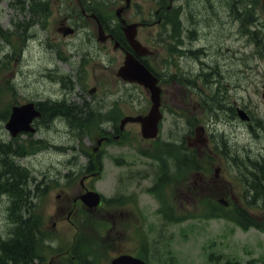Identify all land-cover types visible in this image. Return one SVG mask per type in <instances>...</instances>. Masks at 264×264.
I'll use <instances>...</instances> for the list:
<instances>
[{"label": "rangeland", "instance_id": "rangeland-1", "mask_svg": "<svg viewBox=\"0 0 264 264\" xmlns=\"http://www.w3.org/2000/svg\"><path fill=\"white\" fill-rule=\"evenodd\" d=\"M21 1L0 0V25L3 29H8L10 33H13L14 29L17 31V34L12 37L11 41L6 40L5 36L0 37V116L5 113L8 106H12L16 101L25 102L29 97L56 98L60 96L65 97L69 93V97H74V100L77 101L80 89L86 91L88 96H90V88L96 85L98 81L100 83L97 91L100 94L101 91L110 89V97H118V89L124 87L121 81L117 83L116 76V71L123 61L120 51H114L112 45H108L107 50L110 52L111 57L106 58L101 57L102 53L95 48L93 51L96 55L95 58L92 57L87 62L89 68L83 65L80 66L82 71L77 72L74 66L69 67L68 61L61 60L58 62L54 59L53 52L47 46L48 41L39 37L45 31L42 24L36 22L31 27V30L26 28L25 35L35 33L28 36L25 41L23 40L25 37L22 33L23 25H14L12 19L31 21L34 16L31 11L24 12L21 10ZM134 1H136V4H134L131 12H143V15L147 19H157L153 0ZM230 1L232 2L233 0ZM230 1L176 0V5L179 4L182 8L181 21L186 23L193 22V25L190 27L195 30V32L191 33V38L195 39L187 40V44H185L186 48H182V46L175 47L179 53L175 52L172 54L168 49L166 44L169 43L171 45V41L166 37L168 32L164 30L165 27L162 25H154L147 29L144 28L142 31L140 30L139 38L144 39L145 37L146 43L155 49L156 59H154L153 65L157 70L159 69L167 75L174 73L177 75L176 85L180 86L182 91L174 89V84H172L173 76H166L164 83V87L166 86L170 90L167 93V97L172 99V103H176V105L172 103L168 104L173 109L174 114H176L174 109H181L182 104L189 99L187 98V94L184 93L185 88L180 85V79L185 78L182 82L186 81L188 86L195 90V92L193 90L189 91L190 100L192 98L193 100L196 99L197 91L204 90L210 94L208 87L211 90L221 88V94H225L227 99L222 101L220 105H216L218 114L213 118L215 121H213L212 130L209 126L207 128L210 133L213 131L214 135H217L220 144L224 139L223 133L226 135L229 143L227 149L230 153L229 155L234 156L236 161L244 165L241 170L247 176L248 170L245 168L247 164H245L247 152H252V159L262 160L264 164V156L258 157L261 153L264 154V128L262 127L264 123V55L259 54V49L264 48V43L262 39L260 40V45L256 44L254 39L246 34L245 27L241 23L243 20L234 17L237 15V10L243 16L253 13V15L258 17L259 11L257 8L255 7V10L249 13L243 9L244 7L241 4H238L235 7L237 10L232 12L229 6ZM247 1L253 5L254 2H259L258 4L262 2V0ZM94 4L98 5L99 8H104L106 13L111 15L112 11L110 9L114 5L110 0H98ZM51 7L52 17L56 18V22L52 23L49 28L53 33H56L59 12H61L64 6L56 3L55 5H51ZM151 15H153L152 18H150ZM259 17L261 18V23L264 25V15L259 14ZM260 27L262 28L260 35H262L264 26L261 25ZM90 32L92 33V29ZM155 40H160V43L154 42ZM72 42H74L73 45H77L83 49L80 41L72 40ZM49 44L53 46L54 42L49 41ZM15 46L17 47L15 48ZM60 48L63 49V56L69 53L66 45ZM198 48L203 49L198 54L187 53L188 49L196 50ZM54 64L60 67L63 72H56L46 68L47 65L52 67ZM62 73L73 77L74 86L65 84L61 80L60 75ZM199 75L200 77H198ZM96 78H100V80ZM208 81L212 82L211 84L209 83V86L206 85ZM82 83H87L85 89L80 87ZM172 92L174 95H172ZM25 96L26 98H24ZM217 96L221 98L218 92ZM122 98L124 110L120 114L123 112L128 113L135 107L141 110L146 108L147 111L149 107V94L145 89L126 88L122 94ZM236 103L246 107L249 113L258 119L261 126L256 130L258 133L250 130L246 123L229 109L232 105H236ZM192 111L193 107L190 105L189 117ZM56 114H59V112H56ZM59 116L64 117L65 121L54 118L55 122L51 126L58 127L60 132L52 131L50 125L43 124L40 136L36 137L37 139L44 138L45 141L33 142L30 149L18 146L19 140L14 145L18 147V154L28 155V157L20 158L18 161L22 165L28 166L32 170V174L35 175L36 179L32 183V188H35V185L39 182L42 194L49 184L42 196L34 198V201H37L35 208L41 216L47 241L56 248H60V250L47 246L48 242L41 239L40 254L45 256L46 263L53 261L51 264H71L70 260H63L64 258H62L72 241L71 230L65 225L53 226L54 213H56L59 202L56 194L59 192L58 185L63 183L69 185L67 188L70 192L77 189L74 185H71L74 183V180L68 174H72L71 165H78L76 164L77 162L85 160V157H80L78 153L85 152L87 142L95 138L96 130L91 129L92 120L83 119L81 115ZM171 117L174 116L171 115ZM111 122L114 123L113 121ZM166 122L168 123L169 130L174 132L171 138L178 140L182 129V126H180L181 122L179 120L178 122H173L166 118L164 128H166ZM83 125L85 129L89 130L88 136L90 135L91 137L79 135L78 132L75 133L77 128ZM132 128L134 127L132 126L130 129ZM92 130L94 134L91 133ZM0 137L6 140L12 139L5 128V121L1 117ZM26 138L28 143L30 142L29 140H34L30 139V137ZM141 140V134L139 133L133 140V142L135 141L134 147L123 146V143L120 142L121 147H111L112 149H110L111 152L108 158L103 159L104 166L100 175L95 180V186L105 196L111 195L109 192L115 187L117 178L121 176V172L125 175V186L127 187L132 184L128 176L129 170H134L137 173V181L142 179L145 187L150 184L148 181L149 177L147 176H150L153 168L148 163V160L150 161L149 157L140 151L141 147L147 148L149 145L147 142L141 143ZM53 141L61 142L58 144L62 145L61 148L57 147V150L51 148L50 144ZM14 145L12 143L13 147ZM215 145L213 139H210L209 146L216 150ZM121 159L126 162L125 165L116 162ZM217 159L213 163L212 172L215 173V168L219 166V163H222V170L218 171L219 176H215L216 181L212 180L210 183L205 184L204 194L208 196L213 194L222 195L228 192V189L234 187L238 189L237 195L240 197L242 186L237 179L238 177H236L238 172L236 169V166H238L237 162L224 153H221V156H218ZM16 160L14 159V161ZM74 178H76L75 175ZM29 184L31 186V182ZM180 187L181 185H178L172 189L175 192L173 196H180L182 193L187 192L186 188ZM257 188L260 194L264 192L263 186ZM198 190L190 191V193H198ZM139 194L141 196L140 203H150L152 205L151 211H155L159 206L156 196L155 198L152 196L153 199H151V195L148 192L141 193V190ZM198 195L199 193L191 194L185 199L190 211L198 209ZM167 198H170L171 201L173 200L169 194H167ZM172 202L176 206L180 205V202H175L174 200ZM7 203H9L7 196H3L0 193V236L2 237H8L13 232L14 217H11L12 212L10 214ZM155 215L156 218H151V220L157 222L159 225L161 218L158 213ZM256 221L264 227L262 218L256 219ZM166 239H170L171 244L169 247L176 256V264H220L221 262H216L213 259L210 261L209 259L212 256L209 257V251L207 248L205 250L202 249L203 243L208 247V244L212 242H217V244H211L216 253H224L231 250L236 254L241 264H264V229L259 230L256 227L245 229L238 223L235 224L220 217H212L202 221H199V219L175 220L165 231L163 239L157 241V245H166ZM130 246V244L118 241L113 246H109V248L102 251V246L99 244L95 252L102 253L95 254L92 251L89 252V257L91 260L96 255L112 258L118 251L128 249ZM156 255L162 256L159 252H156ZM223 259L224 256H221L220 260L223 261ZM227 262L233 264L235 261L227 259ZM161 264L168 263L162 261Z\"/></svg>", "mask_w": 264, "mask_h": 264}, {"label": "flooded vegetation", "instance_id": "flooded-vegetation-1", "mask_svg": "<svg viewBox=\"0 0 264 264\" xmlns=\"http://www.w3.org/2000/svg\"><path fill=\"white\" fill-rule=\"evenodd\" d=\"M114 1V14L108 15L106 11L103 8H99L98 5H95L94 0H27V6L30 7V2L32 4H37L41 6L42 12L41 17L46 21L45 24L47 27L45 28V39H50L53 42H56L55 44L58 45L59 41L64 42L67 47H69L70 40L74 38V40H78L81 42L83 49L78 47L77 45H71L70 44V51L71 52H78L80 54V58L83 57V55H88L92 57H95V53L93 52L95 48H97L98 51L102 53L101 57H111L110 52L107 50L108 45H112V48L114 51H120V54L124 57L126 51H131L135 53L134 49L128 44V42L125 39L124 32H122V24L117 16V10L122 9L120 11L121 17L127 22H142L144 24L143 27H146L147 24H153V22H147L146 18L143 16L140 19L133 20L136 16L135 13L131 12L133 4H136V1L129 0V4L127 3V0H113ZM169 4H164V0H155L154 4L157 5L156 8V14L159 15V17L156 19V21L162 20V14L165 10L166 11H173L171 14L175 15L174 13V2L173 0H169ZM60 4L61 6H64L61 10L60 15L58 16V26L56 27V33H53L49 27H51L52 23L56 22V18L52 17V7L51 5ZM233 6V3H231V7ZM165 8V10H164ZM60 10V9H59ZM129 12V13H128ZM167 15H170V13H167ZM139 17V16H138ZM158 21L156 23H158ZM99 22L102 24L103 28L105 29L106 33H113L115 34L116 39H107V40H100L99 39V31L97 32ZM161 22V21H160ZM155 23V24H156ZM118 25L114 27H120L121 31L120 34H117V32L113 29L112 26ZM189 23L182 26V48H186L185 44H187V40H194L195 38H191V35L189 34L190 27ZM92 29V33L90 32ZM72 30V32L65 33ZM102 35H104L102 33ZM117 36V37H116ZM94 37V38H93ZM120 38V40H119ZM70 39V40H69ZM116 41H119V45L116 46ZM136 54V53H135ZM156 55L148 54L145 56H138L143 62H145L148 66L151 67V65L154 64V59ZM64 58V56H61ZM114 58V57H112ZM84 61L81 60V64ZM151 64V65H150ZM108 66V65H107ZM154 66V65H153ZM86 68H89L87 63L85 64ZM152 68V67H151ZM82 71V69H81ZM157 72V71H156ZM158 74V73H157ZM165 75L163 78L161 77V84L163 87V94L164 96L169 93L168 87H164L165 83ZM97 80H100V78H96ZM100 81L96 85H94L93 88L95 90L98 88ZM172 84H174V89H178L182 91V88L177 84L176 77H172ZM180 85L185 88V94H187L186 86L182 81H180ZM172 95L174 93L172 92ZM220 97L225 98L226 95L219 94ZM218 97V96H217ZM105 103L108 99H103L99 97H93L90 96L87 99H83L81 105L75 104V115H81V116H88L91 113H95L96 115L101 116L104 120L108 121H114V127L112 129H104L100 132L99 136L96 139V145H94V154L100 155L99 161L96 162L97 168L92 171V167L94 165H89L85 167V171L82 173H79V176L77 175V170L75 169V165H71L72 174L76 176L74 178V183L71 185H74L75 188H77L75 191H72V193L66 192L64 189H68V184L61 185L64 189L60 193L57 194V199L59 200L58 206L56 209V217L57 220H61L64 222V218L70 220L74 219L75 217H78L80 214H88L90 216H99L105 219V232L104 234L111 235V234H118L120 238H125L126 234L135 231H139L141 229V218L143 216V211L140 207V200L141 198L140 194L138 193L141 190V184L142 179L137 181V173L134 170L128 171V176L130 177L132 184L127 187L125 186V175L123 172H121V176L117 178V182L115 184V187L112 189L108 195L105 196L102 192V199L101 203L97 207H89L86 206L80 199V196L89 189H95L92 182L93 180L99 176L100 171L102 170V167L104 166L103 159L108 158L110 154L111 147L114 146V148H120L121 144L123 143V146L126 145L128 147H134L133 140L137 137V134L140 133L139 126L140 124L137 122H129L124 125V129L121 128V125H119L117 122L122 121L123 117L127 115H140L144 114L146 112V108L141 110L140 108L135 107L134 109H131L128 113L124 112L120 115V113L124 110V104L121 100L118 101L117 109L114 110L113 114H108L105 112H100V107L105 106ZM177 100V99H176ZM175 100V101H176ZM48 103L50 106L57 107L59 105H63L62 101H59L58 99L51 98V101L48 100ZM165 102L172 103V99L169 97H165ZM177 102V101H176ZM176 105V103H174ZM191 103L189 100H186L185 103L182 104L181 109H174L176 114H173V109L168 108V105L164 108L166 110V117L172 118L171 115H174L175 118L172 119V121L181 122L182 123V129H181V135L179 134V139L174 140L171 138V135L174 134V132H171L170 139L172 140L173 144H171L174 149L165 148L167 145L166 142H161V151L159 153L154 154L153 163L151 164V167L153 168L154 175L159 173H166L170 174L174 177L180 176V173L178 172L177 166L180 162H182L183 167L188 168L189 167V149L191 147L190 144V129L187 122V115L189 113V107ZM215 105H220V102L214 101V97L211 95H208L205 91L202 93V95H199L198 99L193 101V108L194 111L198 108V114H201L198 116V119H206L205 116L208 115V120H212V116L216 117L218 114V110L215 107ZM208 110V111H207ZM230 110L233 111V109L230 107ZM117 112V113H115ZM205 115V116H204ZM62 117V116H59ZM164 117V115H163ZM178 118V119H176ZM108 126L110 125L107 122ZM247 125H250L252 127V131L254 133H258L256 130L259 128V126L254 123V120H252L251 124L247 123ZM134 127L130 129L131 127ZM264 128V123L262 125ZM204 125H200L197 130L194 131V135L192 138L195 141H200L202 143H205V140L207 139L206 132ZM204 135V137H202ZM203 138V139H202ZM146 140V139H145ZM126 141V143H125ZM151 141V140H148ZM185 143L187 146H185ZM169 146V145H168ZM174 150V151H173ZM171 151V152H170ZM221 152H216L215 157L221 156ZM205 154V151H202V156ZM264 154L261 153L260 157H263ZM252 152H247V159L246 167L248 170L247 178V201L249 203V212L257 218H264V192L260 194L257 187L263 186L264 187V164L262 160H254L252 159ZM94 158V157H93ZM180 159L182 161H180ZM89 162H92L89 160ZM118 164L125 165L126 162H124L122 159L119 161H116ZM215 161H209L207 163V166L210 167L209 171H204L206 163L200 162L197 165L201 167L202 169H197L196 171L199 173L200 176H198L199 184L198 187H195V189H199L198 193H202L204 195L205 192V184L207 182H211L212 180L216 181V177L214 175H211V169L213 170V166ZM222 167V163H219V166L215 168L220 169ZM80 171V167L78 169ZM187 171V170H186ZM221 171V169H220ZM217 176V174H216ZM180 179H177L179 181ZM181 187L180 188H186L187 192L182 193L180 196H174L171 197L175 202H180L181 206L174 207L175 215L178 216H186L189 213V205L185 202V199H187L191 194L190 191H193V188L188 186L187 187V181H188V171L185 173V177L181 179ZM65 186V187H64ZM178 186V184H177ZM176 186V187H177ZM205 186V187H204ZM60 188V187H59ZM11 190V189H10ZM12 191V190H11ZM228 192H225L222 194V197L226 200V206L232 207L233 204L236 201V194H234V188L227 190ZM134 195V196H132ZM186 195V196H185ZM12 197V192H9L7 194V200L10 201ZM158 201V198H156ZM158 203L161 205V202L158 201ZM151 204H149V207L151 208ZM93 208V209H91ZM151 210V209H150ZM170 212V211H169ZM148 214L147 212H144ZM150 217L156 218V215L154 214L155 211H150ZM164 214V212H162ZM73 224H75V221L72 220ZM56 223V222H54ZM76 225V224H75ZM116 232V233H115ZM102 233V234H103ZM92 234V232H91ZM91 243H93L91 241ZM3 256L0 255V261L5 260V258H2ZM12 262V261H11ZM10 264V261L7 263ZM22 264H28V260H23Z\"/></svg>", "mask_w": 264, "mask_h": 264}, {"label": "water", "instance_id": "water-1", "mask_svg": "<svg viewBox=\"0 0 264 264\" xmlns=\"http://www.w3.org/2000/svg\"><path fill=\"white\" fill-rule=\"evenodd\" d=\"M135 26V24L125 26V34L129 42L133 45L137 52L139 54H144L147 52V50L135 39ZM119 74L131 80H137L151 89L154 106L148 116L136 117V119L143 122V133L145 135L151 136L155 134V130L157 129V120L159 118L158 106L160 92L159 87L156 85L157 79L141 62L138 61V59H136L132 55L126 57L125 65L120 68ZM38 114L39 112L33 108L32 104L16 106L14 107L10 120L7 122V127L12 131L13 134H17V132L21 130H33V128L30 126V122ZM239 114L244 119L249 118L247 112L243 109H239ZM97 197L98 196L95 194V199H97ZM112 264L144 263L139 259H135L129 256H122L114 260Z\"/></svg>", "mask_w": 264, "mask_h": 264}, {"label": "trees", "instance_id": "trees-1", "mask_svg": "<svg viewBox=\"0 0 264 264\" xmlns=\"http://www.w3.org/2000/svg\"><path fill=\"white\" fill-rule=\"evenodd\" d=\"M6 145L7 144L5 143L0 144V151L2 152V154H4V162H11L12 164H6L5 170L0 173H4L2 177L7 181L5 183L6 185H4V188L7 189L9 188L8 186L12 185V194L15 201L17 200L16 196H21L20 194L18 195V185L20 183L23 184L24 182H30L31 174L30 172L28 173L26 170H24V167H21L20 163H13L14 160L9 158L7 155L6 150L8 145L7 147ZM21 145L22 144H19L18 146ZM14 151H18V147H15L13 149V152ZM31 207L29 205L30 209ZM14 223L15 228L13 230L12 236L7 240H4L0 245V255L3 256L2 258H5V260L0 261V264H7L9 261L10 264H22V261L26 259L28 260V264H34V259L38 257L36 253L37 246L40 240L38 235L40 231L39 219L34 213L30 212V215L27 219L23 218L20 214L15 215Z\"/></svg>", "mask_w": 264, "mask_h": 264}, {"label": "bare ground", "instance_id": "bare-ground-1", "mask_svg": "<svg viewBox=\"0 0 264 264\" xmlns=\"http://www.w3.org/2000/svg\"><path fill=\"white\" fill-rule=\"evenodd\" d=\"M28 236V235H27ZM16 246V245H15Z\"/></svg>", "mask_w": 264, "mask_h": 264}]
</instances>
